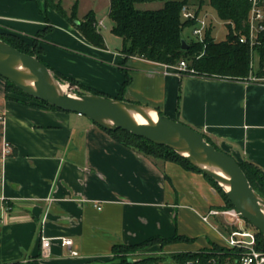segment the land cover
Masks as SVG:
<instances>
[{
  "label": "crops",
  "instance_id": "crops-1",
  "mask_svg": "<svg viewBox=\"0 0 264 264\" xmlns=\"http://www.w3.org/2000/svg\"><path fill=\"white\" fill-rule=\"evenodd\" d=\"M40 1L0 0V32L34 36L44 29ZM48 19L53 28L42 56L56 70L117 95L125 67L126 100L158 108L264 169V78L184 74L178 64L124 56L119 36L115 46L104 35L100 47L69 18L49 11ZM223 205L203 172L155 160L83 114L10 98L0 76V263L37 257L42 237L52 239L50 262L110 260L114 244L192 235L201 223L214 230L202 216ZM63 237L73 239L78 256H70Z\"/></svg>",
  "mask_w": 264,
  "mask_h": 264
},
{
  "label": "trees",
  "instance_id": "trees-1",
  "mask_svg": "<svg viewBox=\"0 0 264 264\" xmlns=\"http://www.w3.org/2000/svg\"><path fill=\"white\" fill-rule=\"evenodd\" d=\"M148 1H163L164 4L157 9H140L137 7L138 3ZM44 3L47 8H54L62 16L68 18L66 9L62 6L61 2L56 0H44ZM184 4H189L188 0H110L108 16L113 23L111 31L122 38L121 52L124 56H140L151 61L173 65L185 59L188 61L189 69L182 71L184 74L231 79L250 78L254 72L252 66V50L249 43L240 41L242 35L249 36L248 19L250 0H209V4L216 9L219 18L226 21L228 33L224 39L217 40L213 36L212 25L209 24L203 41L195 40L194 38L190 41L186 39L189 43L187 49H182V39L184 38L183 31L186 27H191L196 23V20L183 17L182 7ZM76 9L77 7L72 8L73 14H75ZM195 12L199 15L198 9H196ZM46 20L48 22L46 27L36 34H43L44 40L46 34L53 28L48 17H46ZM72 20L75 22L76 27L82 35L91 43L100 47L105 46L104 34L101 29H99V21L93 10L89 11L85 18L80 21L74 18ZM0 39H3L23 52L36 55L54 71V75L59 79H66L74 83H79L74 77L62 74L59 70H56L47 63L42 56L44 53L43 47L39 48L40 51H35L21 35L13 32H0ZM254 48L259 55V67L255 69V75L264 78V31L259 34L258 41ZM124 71L125 80L117 95L104 93L92 87L79 84L82 88L96 94L117 99H125L124 91L127 84L131 81V76L125 67ZM5 80L6 89L7 85L12 86L20 90L29 100L51 109H59L48 102L28 95L8 79ZM99 126L112 135L117 141L155 160H172L188 169L203 172L185 156L181 155L170 146L155 143L145 137L135 135L121 128L112 130L101 125ZM206 139L217 148L222 149L209 138L206 137ZM238 162L245 171L252 186L264 197V169L249 161L238 160ZM204 174L222 195L224 205L229 207L234 206L219 183L210 175ZM258 234L259 243L264 246V236L260 231ZM156 239L167 243L188 238L176 234L169 238H162L159 236L151 237L143 243L134 245L114 244L112 247L113 256L110 260L106 261L93 260L89 262L56 263L33 257L27 260H17L0 264H145L146 261L150 262L149 260H152L151 256L131 261L130 257L125 256V254L134 246L142 245L147 241ZM178 255L182 258H187L191 256V253L184 252Z\"/></svg>",
  "mask_w": 264,
  "mask_h": 264
},
{
  "label": "water",
  "instance_id": "water-1",
  "mask_svg": "<svg viewBox=\"0 0 264 264\" xmlns=\"http://www.w3.org/2000/svg\"><path fill=\"white\" fill-rule=\"evenodd\" d=\"M188 47L189 43L183 38L182 49ZM0 76L34 98L65 111L83 114L107 129L121 128L174 148L213 177L234 207L264 236V197L252 186L238 160L208 141L201 131L153 106L96 94L72 81L66 85L37 56L3 39H0ZM73 87L78 88L79 94L71 92ZM147 110L155 111L157 119H151ZM130 111L138 112L147 122H138Z\"/></svg>",
  "mask_w": 264,
  "mask_h": 264
},
{
  "label": "rangeland",
  "instance_id": "rangeland-1",
  "mask_svg": "<svg viewBox=\"0 0 264 264\" xmlns=\"http://www.w3.org/2000/svg\"><path fill=\"white\" fill-rule=\"evenodd\" d=\"M56 1L61 2L62 6L66 9L68 18L72 22H73L72 20L73 18L76 19L77 21L84 19L87 13L93 10L96 13L97 19L100 18L104 19V24L106 27H104V25L102 26L103 27L101 29L102 33L105 36L109 37L110 42L112 44H115V46L117 44V40L115 39H118V43H119L121 37L119 39L117 38L118 36L115 35L113 32L111 34L110 26L112 24V21L108 16V11L110 8V0H56ZM188 2L192 7L198 9L200 16L203 17L209 24L212 25L213 36L217 40H222L226 37L228 33L227 23L226 21L219 18L216 9L209 4V0H188ZM163 4H164L163 1H148V2L138 3L137 7L140 9H157L162 7ZM73 7H77L75 14L72 13ZM40 10L44 18L48 17L49 11H54L58 15L62 16L56 9L51 7L47 8L44 3V0L40 1ZM183 35L184 38L189 41L194 38V36L192 35L191 27H186L183 31ZM21 37H23V39H25L29 43L30 47H32L35 51H40L39 48L43 47L42 45L44 41L43 34H38L34 37L33 36H21ZM254 52H255L254 56L257 55V59L253 60L252 66L254 69H258L259 55L258 53L256 54V51ZM50 70L54 73L52 69ZM255 73L256 70L253 72V79L262 80V78L257 77ZM62 81L66 85H68V82H70L69 80L66 79H62ZM75 84L81 87L79 83H75ZM7 92L9 93L10 97L19 98V99L26 98L29 100V98L26 95H24L22 92H20V90H17L12 86L7 85ZM71 92L74 94H79L80 91L78 90L77 87H73ZM211 221L214 223L216 227V229L214 230L208 231V229H206V227L201 223V225H198L200 228L198 226H194L191 229V231L194 232V234L192 235L182 234L188 239H181L175 242H167V243L159 239L147 241L145 244L132 247L130 251H128L127 254H125V256H128L134 260L141 259L146 256H151L152 260H149L150 262L161 260L166 263L175 264L174 262L175 257H177V255L180 254L181 252H195L200 250L208 251L210 249L221 250L222 247L226 244L227 238L229 237L230 233L228 229H226L222 225L221 221H219L215 217H211ZM37 258L45 259L42 251L39 252ZM97 260L106 261L104 259H97Z\"/></svg>",
  "mask_w": 264,
  "mask_h": 264
},
{
  "label": "built area",
  "instance_id": "built-area-1",
  "mask_svg": "<svg viewBox=\"0 0 264 264\" xmlns=\"http://www.w3.org/2000/svg\"><path fill=\"white\" fill-rule=\"evenodd\" d=\"M195 10L190 4H184L182 14L186 19L196 20V23L191 26L192 35L195 40L203 41L209 23L200 14L197 15ZM248 26L249 36L242 35L240 41L249 43L252 50L253 64V60L257 59V55L254 56V51H256L254 46L258 41L259 34L264 31V0H250ZM178 66L181 71L189 69L188 62L185 59L180 60ZM10 149V144L5 142V152H10ZM211 217H215L221 221L222 225L228 229L230 235L227 238L226 244L221 250L210 249L208 251L188 252L191 253V256L187 258H182L180 255H177L174 260L175 264H264V246L259 243V230L246 220L234 206L229 207L223 205L220 207H211L202 216L206 223H210ZM61 241L63 246L70 248V256L76 257L79 255V252L72 248V238L63 237ZM51 244L52 239L42 237L41 247L45 258L42 260L50 257ZM145 264L174 263L157 260Z\"/></svg>",
  "mask_w": 264,
  "mask_h": 264
},
{
  "label": "bare ground",
  "instance_id": "bare-ground-1",
  "mask_svg": "<svg viewBox=\"0 0 264 264\" xmlns=\"http://www.w3.org/2000/svg\"><path fill=\"white\" fill-rule=\"evenodd\" d=\"M130 113L132 114V116H133L138 122H140V123H146V122H147V119H146L145 117H143L141 114H139L138 112H136V111H130ZM147 113H148V115H149V117H150L151 119H154V120L157 119V114H156L155 111H153V110H147ZM203 166L206 167V168H209V167L206 166V165H203Z\"/></svg>",
  "mask_w": 264,
  "mask_h": 264
}]
</instances>
